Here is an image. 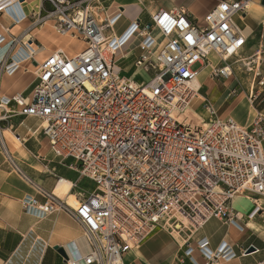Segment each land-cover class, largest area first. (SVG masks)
<instances>
[{"label": "built area", "instance_id": "obj_1", "mask_svg": "<svg viewBox=\"0 0 264 264\" xmlns=\"http://www.w3.org/2000/svg\"><path fill=\"white\" fill-rule=\"evenodd\" d=\"M28 1L0 0V14L16 7L20 18L8 15L18 23ZM33 1L39 2L32 11L36 21H52L58 34H70L83 47L72 56L53 52L41 63L32 52L27 62L37 67L34 82L28 95L0 96V129L15 117L39 120L34 134L47 141L55 157L75 161L79 176L94 185L71 206L30 181L5 153L14 172L36 191L20 200L26 214L42 219L61 211L80 227L88 250L81 257L73 252L66 264H122L157 228L190 235L217 218L242 229L231 207L237 196L253 204L249 219L264 215V114L257 111L264 104V78L257 91L249 88L255 115L245 126L230 116L218 118L199 94L201 87H192L211 65L209 56L216 62L208 73L211 81L233 76L227 61L247 42L233 19H244L254 0H221L201 20L185 10H158L150 14L149 26L134 21L118 37L112 28L121 14L106 18L102 0ZM5 37L0 34V52ZM17 40H10L0 76L11 75L20 64L7 63ZM129 49L138 54L132 74L125 76L117 63ZM195 64L201 69L193 70ZM138 74L148 80L136 82ZM234 95L231 90L227 97ZM194 99L202 103L207 121L179 120ZM197 250L200 264L235 257L226 243L209 252L205 239ZM192 253L184 251L194 262Z\"/></svg>", "mask_w": 264, "mask_h": 264}, {"label": "crops", "instance_id": "obj_2", "mask_svg": "<svg viewBox=\"0 0 264 264\" xmlns=\"http://www.w3.org/2000/svg\"><path fill=\"white\" fill-rule=\"evenodd\" d=\"M219 1L221 0H102L99 7L106 18H110L117 11L121 14L112 28V33L118 37L134 21H137L141 27H147L150 24V14L158 10L167 12L185 10L191 17L201 20ZM38 5L39 2L33 0L24 3L21 9L25 19L18 23L10 18V16L13 18V14L17 15L18 9L11 8L6 11V14H0V34L6 35L3 45H9L12 37L19 38L11 49L7 63L11 60L16 62V57L19 56L15 54V50L23 47L21 43L24 42L35 48L34 60H36V54H42L43 57L39 61L36 60V63H41L53 53L49 52L51 46L49 48L42 43L44 37L41 34L44 24L49 22L53 26V22L36 21L37 17L32 15V11H36ZM24 10L28 13L25 14ZM99 20L102 21L103 18L100 17ZM255 20L263 21L264 11L259 10V12L245 15L246 26L242 30L244 35L245 32L253 29ZM142 21H149V23L144 25ZM262 23L264 24V21ZM54 32L57 33L55 30ZM81 44L83 47L82 42ZM75 50L76 46L72 45L71 48L62 52L72 56L80 51ZM6 51L0 52V62L5 58ZM126 53L125 59L129 60L123 68L125 72L132 68L138 51L129 49ZM28 66L26 60L20 61L16 72L11 75L1 74V97H9L16 93L28 95L35 79L34 73L29 71ZM205 79L200 87L203 86ZM192 106L190 105L186 113L193 119L199 120L194 112L190 111ZM217 108L220 111L223 107L221 105ZM261 110L263 112L264 108ZM204 112L207 113L205 110ZM216 115L220 119L230 116L243 126L250 123L240 122L235 114H228L225 117L217 113ZM39 124L40 121L35 118L15 117L9 121L8 125H2L0 129L2 139L0 142V264H66L65 261L72 257L73 252L81 257L88 250L81 239L80 227L68 214L59 211L38 219L26 214L20 206L22 198L37 194L14 172L6 161L5 153L12 157L23 175L48 192L55 190L59 179H65L71 185L70 194L79 202L94 188L89 180L79 176L75 161L55 157L49 151L47 141L41 135L34 134ZM245 201L247 199L241 196L231 201L232 210L241 216L239 225L242 229L217 218L209 219L198 231L190 235L186 230H183L182 234H177L170 232L167 228H157L138 247L133 248L123 257L122 264H200L204 260L198 253L197 247L202 239H205L207 249L211 253L217 251L222 243L231 247L235 257L219 264H262L264 261V215L249 219L248 215L254 206L248 200V208H243ZM250 247H253L254 251L248 252ZM56 248L62 249L63 255H60ZM187 248L193 249L191 258L194 262L185 256L184 251Z\"/></svg>", "mask_w": 264, "mask_h": 264}, {"label": "rangeland", "instance_id": "obj_3", "mask_svg": "<svg viewBox=\"0 0 264 264\" xmlns=\"http://www.w3.org/2000/svg\"><path fill=\"white\" fill-rule=\"evenodd\" d=\"M24 11L25 14L28 13L27 10ZM260 11H264V9H261ZM262 17L263 13L261 18ZM233 21L239 29L244 30L246 26V22L244 21V19H240L239 17L235 16ZM263 21L255 20L253 29L251 31L245 32V35L247 36L245 48H243L238 53V56L228 59L227 64L230 65L233 70V76L229 80L218 82L211 81L208 77V73L213 67L211 65L207 66V70L203 73L201 72V74L199 75L200 78L202 77L201 81H203L206 76V79L203 83V86L201 87L199 94L202 97L207 98L206 101H208L212 105V107L219 116L225 117L228 114H235L237 118H239L240 122L249 123L252 120V117L255 115V113H250L247 107L249 106L248 98L250 86L253 85L254 91H257L259 89L257 83L261 81L262 78H264V24L262 23ZM148 23L149 21H142V24L144 25ZM49 31L52 33V35L56 36V33L54 32L52 26L49 28ZM8 47V45L3 46V51H6ZM57 50L66 49H60L59 46H51V50L49 52H56ZM243 59L246 61L242 62L241 60ZM128 60L129 59H123L119 61L117 63V66L120 68H124L128 64ZM209 60L213 63V65L216 64L215 59L213 57L209 56ZM192 68L193 70H200L201 66L199 64H195ZM132 72L133 71L131 70L126 71L125 76H130ZM122 75L124 74L122 73ZM135 78V81L139 83L148 80V76L144 74H138ZM231 89L235 91V95L233 97H227ZM191 105L193 106L190 111L192 113L194 112L195 117L199 118V120L207 119L208 115L204 112L205 109L203 108V105L199 100L197 101L194 99L191 102ZM221 105L223 108L219 111L217 107ZM263 108L264 105L258 107L257 111H260ZM177 118L179 120L186 119L188 122L191 123L193 121L195 122V119L188 116L187 113L183 114L182 116H177ZM248 202V200L245 201L242 207L248 208Z\"/></svg>", "mask_w": 264, "mask_h": 264}, {"label": "bare ground", "instance_id": "obj_4", "mask_svg": "<svg viewBox=\"0 0 264 264\" xmlns=\"http://www.w3.org/2000/svg\"><path fill=\"white\" fill-rule=\"evenodd\" d=\"M31 1V0H30ZM12 8H15V9H17L16 7H12ZM261 9H264V7H262L260 4H259V2H258V0H254L253 2H251L250 4H249V6H248V8H247V11H248V13H255V12H259V10H261ZM17 14V17L19 16L18 15V13H16ZM52 26V25H51ZM50 26V24H49V22H46L45 24H44V27H43V30H41V34H42V37H44V41L42 42L46 47L47 46H49V48H50V46H54V47H58L59 46V48L60 49H69V48H71V46L72 45H75L76 46V50L75 51H79L80 50V48L82 47V44H81V42L80 41H78L76 38H74V37H71L69 34H64V35H60V34H55L56 36H54V35H52V33L49 31V28L51 27ZM52 28H53V26H52ZM53 30H54V28H53ZM33 36V35H32ZM4 41H5V39H4ZM17 42H18V40H17ZM20 42V41H19ZM21 43V42H20ZM21 45L23 46V47H20V48H17V50H15V54H17L19 57H16V62H20V61H24V60H26L27 61V59H28V57L30 56V54L32 53V52H34V55H35V53H36V51H35V48L31 45V44H28L27 42H24V43H21ZM57 51H63V50H57ZM24 52V53H23ZM23 53V54H22ZM34 55H33V57H34ZM13 57H14V55H13ZM36 60H41V58L43 57L42 56V54L41 53H38V54H36ZM19 60V61H18ZM35 60V61H36ZM242 62H245L246 60H241ZM37 62V61H36ZM215 65V64H214ZM213 65V63L211 62V66H214ZM244 65H246V64H244ZM29 71L30 72H32V73H36V70H37V68H36V65L35 64H32V65H30L29 64ZM207 69H205L203 72H205ZM16 72V71H15ZM202 72V73H203ZM202 80V77L200 78L199 76H198V78L195 80V81H193L192 82V87L194 88V89H198V88H200V86H201V81ZM200 99H201V97H200ZM197 100V99H196ZM248 111L250 112V113H255V110H254V108L251 106V105H249L248 107ZM16 140V139H15ZM17 141V140H16ZM71 188V185H70V183L67 181V180H65V179H61V181L56 185V188H55V190L52 192V194L55 196V197H57V198H60V199H64V200H66V197H67V200H66V203H68L69 205H71V206H75V205H77V200L75 199V197L74 196H72L71 194H70V192H69V189ZM242 197V196H241ZM243 198H245V197H243ZM245 199H247V198H245ZM247 200H249V199H247ZM238 218H241V216L240 215H238ZM256 227V226H255Z\"/></svg>", "mask_w": 264, "mask_h": 264}, {"label": "water", "instance_id": "obj_5", "mask_svg": "<svg viewBox=\"0 0 264 264\" xmlns=\"http://www.w3.org/2000/svg\"><path fill=\"white\" fill-rule=\"evenodd\" d=\"M260 4H261V6H264V0H261L260 1ZM149 26V25H148ZM263 213H264V211H263ZM259 214H261V213H259ZM56 250L58 251V253L60 254V255H63V251H62V249H60V248H56ZM252 251H254V248L253 247H250L249 249H248V252H252Z\"/></svg>", "mask_w": 264, "mask_h": 264}]
</instances>
